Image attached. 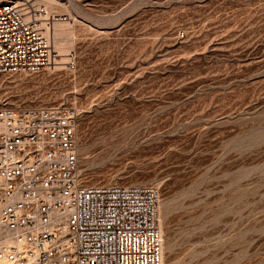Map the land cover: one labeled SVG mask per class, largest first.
Masks as SVG:
<instances>
[{
    "label": "rangeland",
    "instance_id": "obj_1",
    "mask_svg": "<svg viewBox=\"0 0 264 264\" xmlns=\"http://www.w3.org/2000/svg\"><path fill=\"white\" fill-rule=\"evenodd\" d=\"M29 1L67 33L0 107L71 108L88 186H155L162 264H264V0Z\"/></svg>",
    "mask_w": 264,
    "mask_h": 264
},
{
    "label": "built area",
    "instance_id": "obj_2",
    "mask_svg": "<svg viewBox=\"0 0 264 264\" xmlns=\"http://www.w3.org/2000/svg\"><path fill=\"white\" fill-rule=\"evenodd\" d=\"M52 25L29 0L0 4V75L54 63ZM76 128L64 105L0 107V264H161L159 190L88 186Z\"/></svg>",
    "mask_w": 264,
    "mask_h": 264
},
{
    "label": "bare ground",
    "instance_id": "obj_3",
    "mask_svg": "<svg viewBox=\"0 0 264 264\" xmlns=\"http://www.w3.org/2000/svg\"><path fill=\"white\" fill-rule=\"evenodd\" d=\"M45 2H46V4H48V5H51L52 4V1L51 0H45ZM46 10V12H48V10L47 9H45ZM65 25H64V23H53V25H52V28H53V31H55V32H57V34L58 35H60V36H62V35H66V33L67 32H65V30L63 29V27H64ZM47 33H49V32H47ZM46 33V34H47ZM48 35V34H47ZM55 50H56V52L57 53H59V52H61L62 50L61 49H59V48H54ZM56 56H58V55H56ZM108 179V178H107ZM105 180V179H104ZM109 180V179H108ZM160 209V208H159ZM159 214H160V212H159ZM159 230H160V233H161V235H163V231H162V226H161V223H159ZM163 237V236H162ZM164 246H165V241L164 240H162V262H161V264L163 263V249H164Z\"/></svg>",
    "mask_w": 264,
    "mask_h": 264
}]
</instances>
